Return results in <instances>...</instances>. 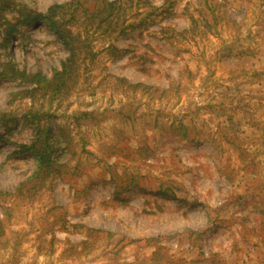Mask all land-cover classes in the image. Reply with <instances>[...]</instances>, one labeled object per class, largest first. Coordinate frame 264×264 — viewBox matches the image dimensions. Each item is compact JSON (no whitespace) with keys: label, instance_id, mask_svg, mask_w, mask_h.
Masks as SVG:
<instances>
[{"label":"rangeland","instance_id":"1","mask_svg":"<svg viewBox=\"0 0 264 264\" xmlns=\"http://www.w3.org/2000/svg\"><path fill=\"white\" fill-rule=\"evenodd\" d=\"M116 1L62 11V91L0 78V264H264V0ZM17 29L0 66L51 79L68 49Z\"/></svg>","mask_w":264,"mask_h":264},{"label":"trees","instance_id":"2","mask_svg":"<svg viewBox=\"0 0 264 264\" xmlns=\"http://www.w3.org/2000/svg\"><path fill=\"white\" fill-rule=\"evenodd\" d=\"M86 0H74L60 4H52L47 7L45 12L35 11L26 4L15 2L13 0H0V39L1 45L7 46L11 35L16 32L18 26L30 25L35 22H42L56 38L68 49V56L61 62V69L56 71L51 79L46 78L39 72H26L19 70L12 62L3 63L0 66V78L8 80H19L22 83L41 86L44 90L56 93L62 91L67 85V79L72 72L74 58L80 50L79 36L73 33L62 21V11L71 8V4H82ZM93 1V10L91 16L105 19L109 14L116 0H91ZM82 11V10H81ZM101 20V19H100ZM82 43V42H81ZM34 89H28L30 92ZM54 134L51 133L47 124L40 125L38 121L35 124V132L31 143L26 145V150L33 156L36 164L34 177L42 179L53 171L54 160L52 151L55 148L53 142Z\"/></svg>","mask_w":264,"mask_h":264}]
</instances>
